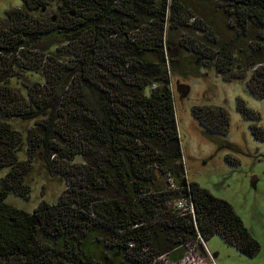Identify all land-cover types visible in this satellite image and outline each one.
Returning <instances> with one entry per match:
<instances>
[{
  "label": "trees",
  "instance_id": "trees-1",
  "mask_svg": "<svg viewBox=\"0 0 264 264\" xmlns=\"http://www.w3.org/2000/svg\"><path fill=\"white\" fill-rule=\"evenodd\" d=\"M20 1L0 17V264H164L198 235L256 256L260 244L233 207L187 176L171 75L213 68L264 100V0H217L222 27L183 19L182 0ZM167 25L202 33L183 65ZM235 108L264 142L260 114L239 97ZM191 115L217 152L234 148L222 140L225 108ZM35 162L65 191L31 212L6 204L28 196Z\"/></svg>",
  "mask_w": 264,
  "mask_h": 264
},
{
  "label": "rangeland",
  "instance_id": "rangeland-1",
  "mask_svg": "<svg viewBox=\"0 0 264 264\" xmlns=\"http://www.w3.org/2000/svg\"><path fill=\"white\" fill-rule=\"evenodd\" d=\"M217 0H182L184 18L192 12L197 18L209 16L216 26L223 24L213 13ZM20 0H0V17L12 7H20ZM176 13V11H175ZM203 18V17H202ZM207 18V17H206ZM189 20L188 24H194ZM169 25H167L168 27ZM167 41L178 54L176 59L183 65L189 59V39L202 40V33L191 26H170L166 32ZM187 56V57H186ZM189 58V59H188ZM198 76L171 75V88L182 159L191 181L197 182L213 196L224 199L240 216L250 235L260 244V251L254 257H246L235 248L228 246L217 236L211 237L205 245L209 252L218 253L216 264H264V142L255 140L249 130L252 121L245 120L236 111L235 99L241 98L247 107L257 111L261 119L256 125L264 129V100L255 98L246 89L243 80L225 82L213 68H198ZM221 106L229 116L228 133L222 140L234 148L216 151V145L202 135V128L191 115L193 106ZM28 124H20L23 130ZM218 138V137H217ZM221 142V139H218ZM233 165H230L225 157ZM24 159V153H19ZM8 169L0 170V177ZM30 192L26 198L8 195L4 202L8 205L31 212L42 201L54 203L65 191L66 182L55 173L46 170L40 162H35L26 180ZM182 202L183 206L185 201ZM177 202V203H178ZM183 206L179 209L183 210Z\"/></svg>",
  "mask_w": 264,
  "mask_h": 264
},
{
  "label": "built area",
  "instance_id": "built-area-1",
  "mask_svg": "<svg viewBox=\"0 0 264 264\" xmlns=\"http://www.w3.org/2000/svg\"><path fill=\"white\" fill-rule=\"evenodd\" d=\"M182 206V202L177 203L178 208ZM161 259L164 264H216L213 255L209 252L199 235L193 244L187 245L184 254L178 260L171 262L167 257H162Z\"/></svg>",
  "mask_w": 264,
  "mask_h": 264
},
{
  "label": "crops",
  "instance_id": "crops-1",
  "mask_svg": "<svg viewBox=\"0 0 264 264\" xmlns=\"http://www.w3.org/2000/svg\"><path fill=\"white\" fill-rule=\"evenodd\" d=\"M212 255H213L214 260H215V263H216V256H218L219 254H218V253H213V252H212Z\"/></svg>",
  "mask_w": 264,
  "mask_h": 264
}]
</instances>
